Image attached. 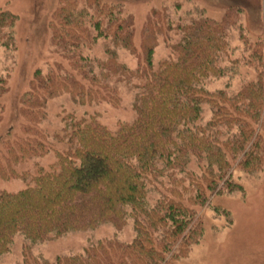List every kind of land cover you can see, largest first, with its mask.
Instances as JSON below:
<instances>
[{
    "label": "trees",
    "instance_id": "obj_1",
    "mask_svg": "<svg viewBox=\"0 0 264 264\" xmlns=\"http://www.w3.org/2000/svg\"><path fill=\"white\" fill-rule=\"evenodd\" d=\"M76 4L65 0L55 11L54 42L72 49L90 38H105L106 55L89 60L84 53L66 52L72 67L66 74L60 68L58 73L36 72L21 98L24 121L17 131L10 128L0 135L3 179L14 176L15 164L54 154L47 166L38 162L30 173L17 175L26 182L21 190H0V256L17 234L36 242L103 223L121 231L132 219L131 241L100 240L75 255L50 262L34 257L19 264H172L190 252L202 233L199 209L214 194L240 187L232 178L234 165L244 170L262 163L261 44L252 54L260 66L256 80L232 94L226 86L210 91L206 81L223 73L221 61L228 55L230 13L220 20L189 16L179 24V42L168 58L154 63L159 34L171 30L165 14L151 12L139 49L134 18L125 16L119 4L87 0L93 7L89 17V7ZM15 20V14L0 11V42L8 44L7 31ZM120 48L137 56L136 70L120 60ZM134 78L139 82L133 83ZM5 79L0 80V95ZM121 80L137 89L132 122L111 129L96 114L79 117L64 111L63 125L52 134L56 143H48L39 125L51 97L68 92L79 105L118 104V86L111 81ZM2 110L0 106V121ZM208 110L210 117L204 120Z\"/></svg>",
    "mask_w": 264,
    "mask_h": 264
},
{
    "label": "rangeland",
    "instance_id": "obj_2",
    "mask_svg": "<svg viewBox=\"0 0 264 264\" xmlns=\"http://www.w3.org/2000/svg\"><path fill=\"white\" fill-rule=\"evenodd\" d=\"M87 0H76L81 8ZM108 4H119L122 13L132 15L136 31L135 43L140 48L142 28L153 10L168 17L171 30L159 34L154 50V63L168 58L172 45L179 42V24L185 23L191 15H207L220 20L230 13L231 25L228 28V55L221 61L224 70L219 77H209L206 87L210 91L228 87L229 93L238 92L240 88L258 77L259 63L252 54L257 44H261L264 54V0H103ZM65 0H0V11L6 10L16 15L13 28L8 30L11 39L8 44L0 42V80L4 77L3 93L0 106L3 117L0 121V135L6 136L24 121L20 112L22 96L31 88L36 72H61L70 70V59L66 52L82 54L89 60L103 59L105 38L88 39L82 47H63L53 40L52 18ZM86 7H89L86 5ZM89 7L87 17L93 11ZM162 16V17H163ZM88 20L86 19L85 23ZM92 30V28H91ZM6 41V39L4 40ZM118 55L128 68L136 70L138 58L127 50L120 48ZM96 71V70H95ZM97 72V71H96ZM133 83L139 82L136 78ZM117 84L116 94L120 95L118 104L108 101H96L79 105L67 93L51 97L46 106L47 115L40 122V128L48 134L50 144L56 141L52 134L63 125L62 113L72 111L77 116L96 114L97 119L111 129L120 122H132L136 115L132 106L137 89L125 80L111 81ZM208 109V107H206ZM204 120L210 113L204 114ZM259 133L263 139L264 120ZM2 144L0 142V150ZM36 160V159H35ZM54 154L49 152L38 157V162L48 165L53 162ZM38 162L33 158L15 164L14 176L6 179L0 177V190L18 191L26 182L20 175L27 170L30 173ZM196 166H192L195 168ZM232 178L240 184L237 190L214 194L209 204L199 209L203 221L202 233L191 247L190 252L177 257L172 264H264V153L258 167L242 170L234 165ZM152 199L156 197L153 193ZM132 219L121 231L114 224L103 223L97 227L69 231L59 237H50L44 241L32 242L24 235L13 237L10 250L0 256V264H19L27 259L39 257L48 262L59 257L71 256L84 252V248L100 240L117 238L122 242L131 241L134 235Z\"/></svg>",
    "mask_w": 264,
    "mask_h": 264
}]
</instances>
